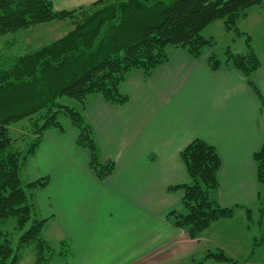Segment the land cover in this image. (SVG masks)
<instances>
[{"label": "crops", "instance_id": "1", "mask_svg": "<svg viewBox=\"0 0 264 264\" xmlns=\"http://www.w3.org/2000/svg\"><path fill=\"white\" fill-rule=\"evenodd\" d=\"M51 1L55 10L71 11L97 0ZM47 24L55 28V39L67 32L64 26L59 30L58 21ZM15 34L5 36L0 55L35 47L29 41L20 46ZM210 52L196 58L174 47L149 77L132 71L121 86L129 97L124 105L100 95L88 98L85 116L101 158L116 163L103 181L90 166L88 149L77 145L79 131L70 120L64 133L46 131L22 176L27 181L49 177L32 198L38 215L48 219L46 231L58 232L59 248L70 250L58 264H180L203 249L206 245L167 218L181 209L184 196L169 187L191 181L181 151L197 138L220 155V203L252 208L259 201L262 184L254 154L264 147V93L254 81L262 102L237 69L213 70ZM248 228L244 209L237 208L232 218L218 220L204 234L211 245L241 258L251 249ZM204 264L223 263L208 259Z\"/></svg>", "mask_w": 264, "mask_h": 264}, {"label": "trees", "instance_id": "2", "mask_svg": "<svg viewBox=\"0 0 264 264\" xmlns=\"http://www.w3.org/2000/svg\"><path fill=\"white\" fill-rule=\"evenodd\" d=\"M255 5H264V0H97L71 11L55 10L51 0H0V38L51 21H67L69 26L63 36L48 44L27 47L17 55H0V264L19 260L11 233L3 229L10 217L17 219L16 229L23 231L17 249L34 244L36 264H44L55 254L70 256L44 238L48 219L38 215L33 202V191L47 186L49 177L27 181L22 176L46 131L55 128L66 132L60 115L67 116L78 129L77 145L90 152V166L97 178L107 179L116 163L101 158L93 126L85 116L88 98L100 95L111 104H126L129 97L121 86L132 71L142 70L149 77L169 60V46L201 57L215 43L202 35L206 26L223 19L227 29H234L238 19ZM207 61L213 70L241 71L263 102L252 78L261 67L254 50L245 54L229 50L226 58L212 51ZM65 96L76 99L80 107L61 103ZM22 120L28 121L31 131L28 140L20 139L26 141L23 147L9 128ZM181 158L191 181L169 187L170 191H184L181 209L167 214L174 226L198 239L216 221L233 217L237 208L244 209L251 226L250 207H225L216 197L222 161L213 145L194 139L181 151ZM254 160L263 184L264 147L254 154ZM253 243H258L257 237ZM208 259L235 263L223 249L216 248L208 250L196 264Z\"/></svg>", "mask_w": 264, "mask_h": 264}, {"label": "rangeland", "instance_id": "3", "mask_svg": "<svg viewBox=\"0 0 264 264\" xmlns=\"http://www.w3.org/2000/svg\"><path fill=\"white\" fill-rule=\"evenodd\" d=\"M59 30L62 26L66 27L65 30H69V26L67 21H58ZM55 28H50V25L47 23L36 24L30 26L29 28L23 29L19 34H15L14 37L18 40L20 46L21 43H27V41L32 42L35 47L37 44H48L54 40H56L54 36ZM29 31V32H28ZM202 35L207 38H213L215 43L212 48H207L204 51L206 54L207 50L213 51L217 57L226 58L228 56V51L230 50L233 53H241L245 54L249 51V49L254 50L261 59V67L254 73L252 76L253 80L257 83V85L261 88L264 93V5H255L250 7L247 10V15L244 17H240L237 22V27L234 29H227L223 19H219L212 24L206 26L202 30ZM5 37V36H4ZM0 38V51H2L3 44L6 37ZM58 39V38H57ZM41 46V45H40ZM174 46L168 47V52H170ZM20 51V49H18ZM18 50H13L18 51ZM12 54V52H11ZM61 103L67 104L73 107H80L79 102L70 97H62L60 99ZM263 123H264V108H263ZM60 120L63 124L69 123V118L60 115ZM27 120H22L10 125V135L13 138H17L18 144L23 147L26 141H20V139H29L27 135H29L30 127L28 126ZM23 179L25 177L23 176ZM253 210V221L251 226L248 228L250 232L251 249L248 253H245L241 256V258L233 257L227 250L223 249L234 261V262H221L223 264H264V183L261 186V195L259 201L252 208ZM236 212V211H235ZM232 218V217H231ZM260 218L263 221L260 222ZM230 219V218H226ZM217 222V221H216ZM215 222V223H216ZM213 223V224H215ZM212 224V225H213ZM17 219L15 217H10L4 224L3 229L8 231L12 235V248L14 250V254H17L19 260L16 264H36V248L34 244H30L29 246L22 248L20 250L17 249L19 237L21 236L23 231H19L16 229ZM211 225V226H212ZM210 226V227H211ZM208 227V228H210ZM207 228V229H208ZM252 229V232L250 231ZM43 236L47 239L52 247L56 249L59 248L58 242V232L50 230L46 231L44 229ZM205 231V230H204ZM52 236V237H51ZM255 237H257L258 243L254 245L253 241H255ZM191 238V237H190ZM197 240L200 243V246L203 249L196 252L194 255L189 257L187 260L183 261L180 264H196L198 261L202 260L204 255L208 250L215 251L216 248H220L217 245L210 244L209 237H205L204 232ZM206 247V248H205ZM222 249V248H221ZM62 251H66L69 254V249L62 248ZM60 256L55 254L49 260H47L44 264H58L60 262ZM205 262V261H204ZM203 262V264H204ZM218 262V261H217Z\"/></svg>", "mask_w": 264, "mask_h": 264}]
</instances>
